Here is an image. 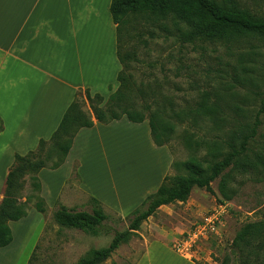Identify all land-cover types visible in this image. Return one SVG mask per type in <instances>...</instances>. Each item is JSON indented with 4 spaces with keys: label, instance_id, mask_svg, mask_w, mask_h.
Segmentation results:
<instances>
[{
    "label": "rangeland",
    "instance_id": "1",
    "mask_svg": "<svg viewBox=\"0 0 264 264\" xmlns=\"http://www.w3.org/2000/svg\"><path fill=\"white\" fill-rule=\"evenodd\" d=\"M234 1L251 13L264 16V0ZM143 39L147 44L137 45L138 61L131 64V73L137 83L151 88L140 102L152 104V109L160 107L169 118L175 112L186 114L193 111L205 92L210 93L213 100L216 93H219L225 104L247 111L240 116L232 110H226L228 115L236 117L240 122L253 124L259 114L261 126L256 133L253 148L264 153V111L261 112L264 99V38L242 39L233 43H184L175 32L168 34L147 27ZM250 52L254 54L248 55ZM247 77L250 79L248 82L244 79ZM83 109L92 114L88 102L83 104ZM173 122L176 130L166 146L172 155L168 175L184 173L173 163H181L193 157L205 158L209 145L221 143L236 127L230 124L219 129L205 120L196 123L189 120L181 124L174 119ZM110 137L113 141H108L104 147L99 142L84 147L83 154L88 162V172L84 169L87 180L85 186L93 188L97 193L109 192V189L120 191V194L125 193V190L137 191L145 181L147 171L155 167L153 162L157 159L155 147L150 143L151 133L149 136L134 129L115 130ZM74 170L77 178L72 179L71 174L59 202L70 209L90 212L91 197L82 193L77 186L83 181L78 161L72 173ZM227 180L228 187L224 189L222 177L211 184L214 194L193 188L186 202L170 204L159 213L156 212L102 264H137L153 240H162L175 250L179 237L215 210L220 212L219 230L207 239L200 238L193 250L194 253H201L202 257H210L211 263L198 260V256L193 259L202 264H221L224 257L231 253L237 232L248 223L264 220V170L244 174L233 172L227 176ZM221 188L232 198L224 199ZM31 194L30 179L27 177L21 195L23 198ZM34 203L35 200H31L27 207H33ZM56 207L48 206L46 214L32 208L36 212L33 218L41 219V232L37 240V236L33 241L30 238L24 239V251L18 254V258L22 259L19 264H28L33 254L31 264H77L91 250L107 247L115 231H125L128 227V222L123 219L125 217L103 206L109 217L106 226L112 230L109 234L93 235L66 228L54 218Z\"/></svg>",
    "mask_w": 264,
    "mask_h": 264
},
{
    "label": "trees",
    "instance_id": "2",
    "mask_svg": "<svg viewBox=\"0 0 264 264\" xmlns=\"http://www.w3.org/2000/svg\"><path fill=\"white\" fill-rule=\"evenodd\" d=\"M111 14L117 30V56L122 65L117 77L119 87L107 101L100 94L92 95L89 90L78 91L51 138L41 139L38 147L24 156L16 154L5 183L4 199L0 204V248L12 243L9 223L28 215L30 207L27 206L31 200H35L33 207L38 212L47 213L48 206L40 195V171L60 168L66 161L79 130L92 128L95 122L109 124L124 117L134 123L147 121L152 139L159 147L169 145L176 130L174 119L181 124L189 120L194 123L205 120L219 129L230 124L236 127L228 133L227 139L209 145L208 157H193L181 163H173V166L184 173L167 175L161 186L148 195L140 207L123 218L128 222L125 231H115L107 247L91 250L77 264L106 262L160 207L186 202L193 188L214 194L211 184L219 177L223 178L224 189L228 187L227 176L233 172L244 174L264 170V153L253 148L256 133L261 126L259 114L253 124L242 123L236 117L228 115L226 110H232L240 116L246 110L225 104L219 93H216L213 100L210 93L205 92L193 111L186 114L175 112L168 118L160 107L152 109V104L139 101L145 99L151 88L138 84L131 73V64L138 61L137 45L147 44L143 39L147 27L157 28L168 34L175 32L184 43H233L242 39H263L264 16L241 8L234 0H112ZM153 35L154 32L151 33L152 37ZM251 54L254 52L248 53L250 56ZM244 79L247 82L250 80L248 77ZM87 102L93 115L83 109V104ZM263 111L264 99L261 112ZM224 147L227 150L223 151ZM228 169V173H225ZM74 173L75 170L72 179L77 178ZM27 177L33 194L22 202L21 192ZM222 188L224 199H231L232 195ZM90 201V212L70 209L58 202L54 212L56 222L63 227L93 235L109 234L112 230L106 226L109 217L102 203L95 198ZM33 258L34 254L28 264H31ZM221 264H264V220L248 223L237 232L231 253L224 257Z\"/></svg>",
    "mask_w": 264,
    "mask_h": 264
},
{
    "label": "crops",
    "instance_id": "3",
    "mask_svg": "<svg viewBox=\"0 0 264 264\" xmlns=\"http://www.w3.org/2000/svg\"><path fill=\"white\" fill-rule=\"evenodd\" d=\"M111 3L112 0H0V204L16 154L24 156L34 151L41 139L51 138L78 91L89 90L107 100L118 89L122 65L117 56ZM147 124L124 117L80 129L64 164L55 170L43 169L38 175L40 195L47 206L55 207L63 198L78 161L83 181L77 186L82 193L123 217L133 212L168 175L172 166L170 150L157 146L151 136L150 143L157 153L155 167L147 171L137 191L125 190L123 194L115 189L97 193L85 186L88 162L83 151L95 142L104 147L113 141L110 134L115 130L134 129L150 136ZM25 200L26 197L21 199ZM32 208L26 217L9 223L13 241L0 248V264H19L24 239H38L41 219L33 218L36 212ZM196 256L211 263L208 256L198 252ZM137 264L202 263L177 253L162 240H153Z\"/></svg>",
    "mask_w": 264,
    "mask_h": 264
},
{
    "label": "built area",
    "instance_id": "4",
    "mask_svg": "<svg viewBox=\"0 0 264 264\" xmlns=\"http://www.w3.org/2000/svg\"><path fill=\"white\" fill-rule=\"evenodd\" d=\"M219 217L220 212L215 210L184 236H180L174 247L176 252L194 258L197 253L193 251L195 250V243L199 242L200 238L207 239L209 236H213L219 230V225L221 224V217L220 219Z\"/></svg>",
    "mask_w": 264,
    "mask_h": 264
}]
</instances>
